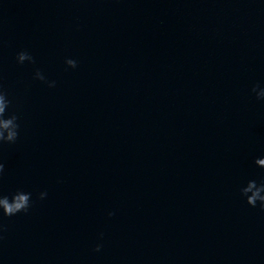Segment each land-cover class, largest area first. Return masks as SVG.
Instances as JSON below:
<instances>
[{"label": "water", "instance_id": "1", "mask_svg": "<svg viewBox=\"0 0 264 264\" xmlns=\"http://www.w3.org/2000/svg\"><path fill=\"white\" fill-rule=\"evenodd\" d=\"M0 86V264H264V0H0Z\"/></svg>", "mask_w": 264, "mask_h": 264}, {"label": "clouds", "instance_id": "2", "mask_svg": "<svg viewBox=\"0 0 264 264\" xmlns=\"http://www.w3.org/2000/svg\"><path fill=\"white\" fill-rule=\"evenodd\" d=\"M25 61L34 63L33 57L27 52H20L17 55V63L23 64ZM69 68H76L77 62L73 59H67L65 61ZM35 79L40 81H45V77L39 71L35 74ZM49 87H54L55 83L52 82L48 85ZM256 92V89L253 88ZM257 99H264V90L257 92ZM10 101L7 98V93L3 91L2 86H0V145L2 144H14L19 137V124L18 117L15 114L7 115L6 112L9 108ZM255 164L264 169V158H258L255 160ZM4 173V164L0 163V177ZM241 195L246 197L247 204L250 207H256L259 202L261 210H264V181L257 185L255 180L248 182L247 186L241 189ZM31 193H25L23 191H17L11 199L6 195H0V210H2V215L5 217H13L17 214L24 213L27 214L32 207ZM47 196L46 192L39 194V199L44 200ZM114 215V213H109V216ZM2 225H0V232L4 231ZM95 251H100V246L98 245Z\"/></svg>", "mask_w": 264, "mask_h": 264}]
</instances>
